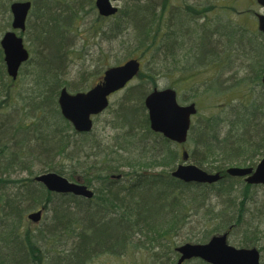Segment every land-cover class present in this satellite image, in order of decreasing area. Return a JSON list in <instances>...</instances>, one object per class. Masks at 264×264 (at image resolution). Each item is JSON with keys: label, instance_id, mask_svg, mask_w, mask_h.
Here are the masks:
<instances>
[{"label": "trees", "instance_id": "obj_1", "mask_svg": "<svg viewBox=\"0 0 264 264\" xmlns=\"http://www.w3.org/2000/svg\"><path fill=\"white\" fill-rule=\"evenodd\" d=\"M13 1L0 0V12L9 18L0 33L11 24ZM95 1L33 0L22 35H30L35 51L16 79L7 73L0 45V264H94L100 255L129 257L130 264L150 259L176 264L179 245L174 236L194 215L206 225L201 242L194 243L239 233L234 246L262 251L258 225L246 216L258 185L231 177L226 170L256 166L264 157V43L260 59L238 58L240 67L245 62L244 72H234L232 49L246 50L239 47L245 27L218 17L206 19L214 5L169 8L167 0H125L116 15L102 17ZM81 26L89 27L87 34ZM81 36L84 42L78 46ZM89 37L98 38L99 44L120 39L123 52L116 65L133 57L150 63V72L141 69L140 85L130 87L129 97L114 110V133L107 141L94 136V129L77 132L58 103L63 87L79 92L93 86L68 81L71 64L77 53L83 54ZM181 55L192 58L187 79L172 85L179 93L185 85H192L191 92L198 90L193 81L199 67L217 72L200 82L204 88L199 93H211L217 110L200 113L188 137L189 160L223 175L213 184L174 177L185 144L150 127L145 98L158 88L156 74L168 62H181ZM28 65L32 68L26 71ZM79 72L83 79L85 70ZM37 162L42 164L39 171L32 168ZM17 170L28 175L11 178ZM51 171L82 181L93 189V198L51 192L36 181L35 176ZM212 196L221 204H208ZM41 208L44 220L31 223L28 214ZM184 264L208 263L193 258Z\"/></svg>", "mask_w": 264, "mask_h": 264}, {"label": "water", "instance_id": "obj_2", "mask_svg": "<svg viewBox=\"0 0 264 264\" xmlns=\"http://www.w3.org/2000/svg\"><path fill=\"white\" fill-rule=\"evenodd\" d=\"M119 0H96V7L102 16L117 13ZM264 9V0H256ZM32 7V1H15L11 4L13 16L12 29L6 31L0 45L4 52L7 73L16 79L23 63L30 58V52L25 46L23 36L18 31L26 30L27 19ZM258 29L264 33V12L257 14ZM141 70V61L131 58L120 65L111 66L104 71L102 80L87 91L70 92L63 87L59 93V106L62 115L71 122L79 133H89L94 126L93 116L101 114L109 106V96L124 88ZM264 85V75L262 77ZM150 127L154 132L178 144H184L189 135L192 117L197 114L195 102L180 104L178 93L174 88H155L145 98ZM184 162L179 164L172 175L186 183L212 184L222 179L220 172L210 173L197 165L188 163V152H183ZM226 173L232 177H242L250 185H264V157L253 166H231ZM51 192L74 194L92 198L94 191L80 182L70 181L56 173L45 172L35 177ZM43 209L32 212L29 219L38 223L42 219ZM176 251L180 253L177 264L186 260L199 258L209 264H261V252L257 247L238 248L228 242V233L217 234L206 243L187 242L179 245Z\"/></svg>", "mask_w": 264, "mask_h": 264}, {"label": "rangeland", "instance_id": "obj_3", "mask_svg": "<svg viewBox=\"0 0 264 264\" xmlns=\"http://www.w3.org/2000/svg\"><path fill=\"white\" fill-rule=\"evenodd\" d=\"M33 1V0H32ZM125 0H122L119 3V6L121 7L124 4ZM196 4L199 5V3L202 4H207V5H214V8L211 9L207 15L206 19H213V17H218L222 18L224 21L230 20L232 22H237L238 24L244 25L245 29L241 31L242 33H245L244 40L243 42L239 43V47H245L246 50H237V48L232 49V54L234 56L235 61L233 62V67L230 69V71H238L240 73H243V66L245 62H243V66L240 67L239 65L241 64V60H238V58H247V57H257V59H260L259 57V46L264 43L263 38L259 33H261L258 30L257 27V18H256V13H262L264 9L259 6L256 3V0H170L168 3V6L172 7H183L184 5L187 4ZM1 5V2H0ZM97 10V9H96ZM240 12H245L242 13L241 16L238 15ZM7 14H2L0 12V27H2L5 23V21H8L9 18H6ZM88 23H90V19H88ZM82 25V21H81ZM88 28L87 26H81V30L83 34L88 33ZM11 29V24L8 26V28H5V30L0 33V40L2 38V35L7 31ZM254 32H257L255 34ZM262 34V33H261ZM30 38V35L24 37V41L26 44V47L29 49L31 57L34 55V47L32 43L28 40ZM85 37H77L76 43L78 46H81L83 44V39ZM95 38L89 37V40L85 41V48L84 52L82 53H77L76 54V59L73 61L71 64V71L68 72V81L71 84H75L78 82H81L83 84H91L94 85L96 84L101 78L104 70L110 66L116 65V59L119 58L122 54L123 46L120 42V39L114 40V41H104V43L99 44L98 38L97 41L94 40ZM250 39V43L249 40ZM28 40V41H27ZM122 41V39H121ZM126 46V44H125ZM231 45H227L229 47ZM191 56L183 57L182 55L180 56V61L178 64H175L173 62H168L166 68L160 73L156 74V80L158 84V88H167V87H174L175 83H179L180 80L187 79L188 76L185 72L189 69L191 65ZM189 62L187 63L186 60ZM150 64L149 60L146 58L145 61L143 62V67L142 70L144 72H148L150 70ZM231 64V63H230ZM32 66L28 65L27 70H31ZM82 69L85 70V74L83 75V79L81 75L79 74V70ZM150 72V71H149ZM215 68H203L199 67L197 74V77L194 78L193 82L194 86H197L198 90L191 92L189 91L190 85H185V88L179 93L178 92V101L185 105L189 104L191 102H195L199 108V112L197 113L196 116L193 117L192 121L195 123L197 120L199 114L201 113L202 115H208L210 113H214L217 109L213 105L214 104V97L211 93H202L199 95V93L203 90L204 87H202V82L203 80H211L217 72ZM230 75V74H229ZM229 77V76H228ZM25 81L29 80V77L24 79ZM140 79L135 78L132 81L128 83V85L121 89L120 91L114 93L110 97V107L105 110L103 113L97 115L94 120H95V125H94V136L98 137V139L102 141H107L111 138V136L114 133V130L112 129L111 126V121L113 119L114 115V110L118 106V104L121 101L126 100L129 95L131 94L130 87H137L140 85ZM23 80L20 79V82L18 83V86L21 85ZM198 82V83H197ZM174 85V86H172ZM70 88V87H69ZM175 88V87H174ZM71 89V88H70ZM69 89V90H70ZM133 89V88H132ZM177 89V88H176ZM196 89V88H195ZM178 91V90H177ZM186 100L184 99V94ZM174 148H179L178 146L173 144ZM185 149H187L190 153L192 150V146L190 144V141L185 143L184 145ZM181 163V162H180ZM189 163H193L191 160H189ZM179 164V163H178ZM243 166V165H239ZM42 167L41 163H35L32 165L33 170L39 171ZM28 173H22L19 170L15 171V173H12L11 178H21L27 176ZM252 199L248 201L247 203V219L250 221V219L255 220V224L258 225V228L260 230V236L262 237L259 247L261 246L262 251L261 253L264 255V185H258L254 187V190L252 191ZM208 204H213V205H220L221 204V199L212 196L211 199H208ZM223 204V203H222ZM50 215V213H47ZM46 216V215H45ZM44 220V219H42ZM31 221V220H30ZM31 223H33L31 221ZM37 224V223H33ZM205 223L204 221L200 220L199 216H192V219L188 221V224L180 229L178 231V234L174 236L175 242L177 245L186 243V242H201V237L200 234L203 232L205 228ZM240 237L239 233H235L233 236L229 237V242L233 245H237L238 239ZM132 258L129 257H122V258H116L112 256H107V255H100L95 258L94 264H130L133 260ZM146 264H158V263H152L151 259L147 261Z\"/></svg>", "mask_w": 264, "mask_h": 264}, {"label": "flooded vegetation", "instance_id": "obj_4", "mask_svg": "<svg viewBox=\"0 0 264 264\" xmlns=\"http://www.w3.org/2000/svg\"><path fill=\"white\" fill-rule=\"evenodd\" d=\"M167 1H168V3H169L170 0H167ZM117 4L119 5V3H117ZM170 5H171V4H170ZM170 5L168 6L169 8H170Z\"/></svg>", "mask_w": 264, "mask_h": 264}]
</instances>
